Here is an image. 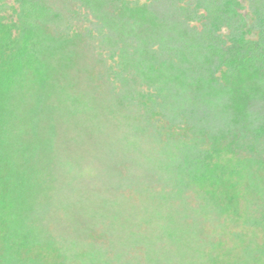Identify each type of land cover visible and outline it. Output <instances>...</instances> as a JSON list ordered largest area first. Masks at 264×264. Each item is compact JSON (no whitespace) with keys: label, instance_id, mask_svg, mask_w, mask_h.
Returning a JSON list of instances; mask_svg holds the SVG:
<instances>
[{"label":"trees","instance_id":"trees-1","mask_svg":"<svg viewBox=\"0 0 264 264\" xmlns=\"http://www.w3.org/2000/svg\"><path fill=\"white\" fill-rule=\"evenodd\" d=\"M75 121L135 152L110 198L75 182ZM213 217L239 253L207 263L264 264V0H0V264H147L146 227Z\"/></svg>","mask_w":264,"mask_h":264},{"label":"rangeland","instance_id":"rangeland-1","mask_svg":"<svg viewBox=\"0 0 264 264\" xmlns=\"http://www.w3.org/2000/svg\"><path fill=\"white\" fill-rule=\"evenodd\" d=\"M243 14L245 15L246 11H243ZM69 124L70 125L65 128V136H63V139L68 143V149L64 147V152L66 157H75H69L68 161L77 160L75 162L79 164H76V166L75 163H73L72 165L75 168L84 170L85 174V176L81 178L82 181L74 179L75 182H81L82 185H79L81 187H86L89 190H94L97 187L106 192L91 193L95 196V199H104L107 194L110 198V195L115 194V192H112L116 181V177L113 175L114 163L117 164L118 161L121 162L124 158L126 159L125 161H131L133 165L135 164V166L138 167L139 162L136 160V157L133 156L135 152L130 153L129 150H124V145L122 146L120 144L122 140V130L120 125H118V128L114 122L111 123V125L109 124L110 127L103 122H101V126L92 125L89 122L86 126L82 127L78 121ZM77 130H81V134L77 133ZM135 168L136 167H134V170ZM89 171H92L93 174L92 172L89 173ZM142 177L143 176L136 173L133 174L134 179L125 178V182L132 184L133 181L135 182L133 185L134 188H137L139 186L138 182L142 181H138V179H142ZM144 183L147 182L143 181L142 184ZM159 188L157 187L156 189ZM125 196L130 200L127 207L133 205L136 209H141V198L132 195L131 192H126ZM187 202L188 207L194 208L193 198L190 199L188 197ZM55 206L56 204L53 203L50 205L51 208H54ZM115 221L116 224H120V226L121 224H125L123 219L118 217V215ZM161 221L164 224L162 226V232L165 234L168 233L170 236H163L162 233L156 232V234L158 233V235H161V237H156L153 232L150 231L149 226L146 227L143 232L147 231L148 234L151 233V236L147 237L149 239L147 245L148 250L145 251L144 246L142 247L141 245L135 251H130L129 256L124 255L125 259L136 257L140 262L147 264H164L167 261L168 264H192L193 262H195V264H213L209 262L207 263L209 257L211 259L217 258L219 260L224 255L227 259L230 256L233 258L239 253V248L235 247L232 237L233 233L240 230L239 225L228 223L226 219L215 220L214 217L201 219L196 224L198 227H192L191 230L186 228L183 229V231L178 227L176 232H174V230L173 232L171 231L173 221H165V219ZM183 225H187V220H185ZM197 229L200 232V236H198ZM185 232H187V234ZM123 246L124 245H122L121 248H123ZM202 248L206 253H204L202 257H198V252H201ZM146 252L149 257L145 256ZM169 256H172L175 259L170 258Z\"/></svg>","mask_w":264,"mask_h":264}]
</instances>
